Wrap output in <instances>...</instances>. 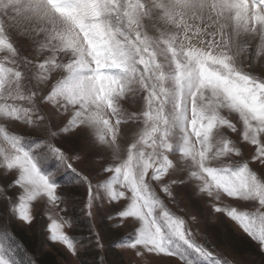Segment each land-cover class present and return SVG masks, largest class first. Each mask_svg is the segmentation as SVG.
I'll use <instances>...</instances> for the list:
<instances>
[{
    "label": "snow or ice",
    "instance_id": "6c2138e0",
    "mask_svg": "<svg viewBox=\"0 0 264 264\" xmlns=\"http://www.w3.org/2000/svg\"><path fill=\"white\" fill-rule=\"evenodd\" d=\"M133 97L142 107L129 111ZM53 120L107 154V179L76 174L81 210L118 202L132 225L123 246L142 261L227 264L165 204L189 183L264 252V0H0V170L16 177L10 214L27 224L33 202L67 210L49 157L75 169L51 138L28 144L9 127ZM244 145L251 157L233 161ZM46 219L50 240L78 255L71 222ZM0 264H17L2 242Z\"/></svg>",
    "mask_w": 264,
    "mask_h": 264
},
{
    "label": "rangeland",
    "instance_id": "374dc122",
    "mask_svg": "<svg viewBox=\"0 0 264 264\" xmlns=\"http://www.w3.org/2000/svg\"><path fill=\"white\" fill-rule=\"evenodd\" d=\"M137 104L142 107V101L133 97L125 104V108L134 111ZM231 118L236 122L234 115ZM64 123V120H53L47 128L9 127V131L21 135L28 144L51 138L52 144L62 148L71 157L68 162L72 164L75 173L49 157L46 167L49 170L59 169L54 172L53 178L59 185L57 192L66 201L61 208L66 207L67 210H51L43 203L33 202L34 219L31 224H27L10 214L12 204L18 202V190L11 186L16 177L0 170V242L10 249L17 264H147L134 250L123 246L132 225L127 220L121 223L115 217V209L120 207L118 202H106L99 207V211L94 209L91 219L81 210L86 187L81 185L76 174L87 176L95 185L98 179L109 177L110 174L102 172V167L111 161L107 159V154H98V149L88 147L83 139L78 140L74 135L62 133L60 129ZM50 133L55 135L50 137ZM230 137L236 140L235 134H230ZM40 149H45L43 143ZM251 155L252 147L244 145L242 158L232 157V160L242 162V159H249ZM177 175L183 177L186 173H170V176ZM175 196V201L164 198L165 204L172 213L186 221L197 244L205 246L215 257L227 261V264H264V252H261L258 243L252 241L235 222L214 213L207 197L196 195L193 184L178 187ZM50 212L52 215L58 213V216L71 222V226L65 224L64 232L70 238L82 242L77 244L78 255H71L64 246L50 240V233L46 231L49 224L46 217ZM109 214H112V218H108ZM96 232L101 236L103 249L95 245ZM190 258L196 264H205L203 258L195 253H190ZM164 264H181V261L176 257H167L164 258Z\"/></svg>",
    "mask_w": 264,
    "mask_h": 264
},
{
    "label": "trees",
    "instance_id": "16d2710c",
    "mask_svg": "<svg viewBox=\"0 0 264 264\" xmlns=\"http://www.w3.org/2000/svg\"><path fill=\"white\" fill-rule=\"evenodd\" d=\"M40 261V259H38Z\"/></svg>",
    "mask_w": 264,
    "mask_h": 264
}]
</instances>
